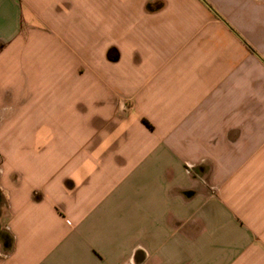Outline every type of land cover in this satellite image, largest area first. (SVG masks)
Returning <instances> with one entry per match:
<instances>
[{
    "label": "crops",
    "instance_id": "obj_1",
    "mask_svg": "<svg viewBox=\"0 0 264 264\" xmlns=\"http://www.w3.org/2000/svg\"><path fill=\"white\" fill-rule=\"evenodd\" d=\"M0 193V264H264V0H0Z\"/></svg>",
    "mask_w": 264,
    "mask_h": 264
},
{
    "label": "trees",
    "instance_id": "obj_2",
    "mask_svg": "<svg viewBox=\"0 0 264 264\" xmlns=\"http://www.w3.org/2000/svg\"><path fill=\"white\" fill-rule=\"evenodd\" d=\"M163 6H164V4L162 1H157L155 4H149L147 6V9L149 11H158V10L162 9ZM6 243H7V241H6Z\"/></svg>",
    "mask_w": 264,
    "mask_h": 264
},
{
    "label": "water",
    "instance_id": "obj_3",
    "mask_svg": "<svg viewBox=\"0 0 264 264\" xmlns=\"http://www.w3.org/2000/svg\"><path fill=\"white\" fill-rule=\"evenodd\" d=\"M1 203H2V195L0 193V218H1ZM0 232H1V223H0Z\"/></svg>",
    "mask_w": 264,
    "mask_h": 264
},
{
    "label": "rangeland",
    "instance_id": "obj_4",
    "mask_svg": "<svg viewBox=\"0 0 264 264\" xmlns=\"http://www.w3.org/2000/svg\"><path fill=\"white\" fill-rule=\"evenodd\" d=\"M2 204H3V200H2L1 206H2ZM1 236H3V235H2V230H1V232H0V243H1V241H2Z\"/></svg>",
    "mask_w": 264,
    "mask_h": 264
}]
</instances>
